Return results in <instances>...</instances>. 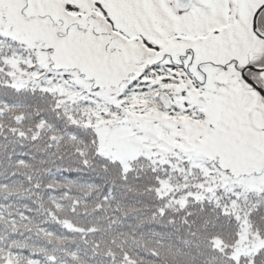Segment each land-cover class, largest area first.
I'll return each instance as SVG.
<instances>
[{
    "label": "snow or ice",
    "instance_id": "obj_1",
    "mask_svg": "<svg viewBox=\"0 0 264 264\" xmlns=\"http://www.w3.org/2000/svg\"><path fill=\"white\" fill-rule=\"evenodd\" d=\"M0 264H264V0H0Z\"/></svg>",
    "mask_w": 264,
    "mask_h": 264
}]
</instances>
